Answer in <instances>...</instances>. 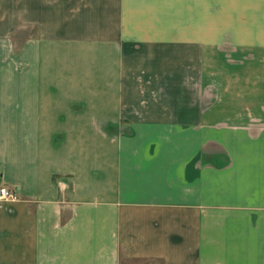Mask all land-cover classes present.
I'll return each instance as SVG.
<instances>
[{
	"label": "crops",
	"instance_id": "crops-1",
	"mask_svg": "<svg viewBox=\"0 0 264 264\" xmlns=\"http://www.w3.org/2000/svg\"><path fill=\"white\" fill-rule=\"evenodd\" d=\"M0 264H264V0H0Z\"/></svg>",
	"mask_w": 264,
	"mask_h": 264
},
{
	"label": "built area",
	"instance_id": "built-area-1",
	"mask_svg": "<svg viewBox=\"0 0 264 264\" xmlns=\"http://www.w3.org/2000/svg\"><path fill=\"white\" fill-rule=\"evenodd\" d=\"M18 200V194L15 190H10L5 187L0 188V202H13Z\"/></svg>",
	"mask_w": 264,
	"mask_h": 264
}]
</instances>
